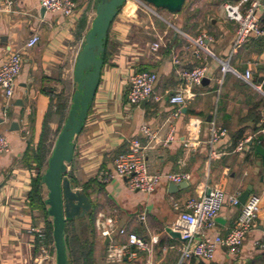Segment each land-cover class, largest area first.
I'll use <instances>...</instances> for the list:
<instances>
[{
    "label": "crops",
    "instance_id": "crops-1",
    "mask_svg": "<svg viewBox=\"0 0 264 264\" xmlns=\"http://www.w3.org/2000/svg\"><path fill=\"white\" fill-rule=\"evenodd\" d=\"M74 1V20L50 12L42 14L39 0H14L10 12L0 13V66L12 53L23 54L15 95L8 102L0 90V133L11 145L10 151L0 156V264H51L46 261L52 258L54 248V242L48 240L52 218L31 209L29 193L33 180L47 166L39 171L34 157L45 126L52 153L56 135L67 121L77 89L76 61L97 13L98 0ZM238 1L193 0L188 11L163 14L162 22L149 17L144 25L137 2L127 0L111 25L101 83L86 124L75 137L74 158L65 175L73 182V190L85 191L90 197L95 229L103 213L116 220L118 229L137 234L151 246L149 251L139 252L136 260L119 264H177L182 243L172 235V226L188 200L215 185L228 197L239 198L251 189L249 197H259L261 211L238 257L220 247L211 262L202 263L264 264V248L258 245L264 242V38L252 37L244 47L235 49L237 24L226 19L223 4ZM199 4L201 12H194ZM260 18L264 23V11ZM200 34L211 39L208 47L219 59L230 60L232 71L222 75L221 64L208 58L206 80L191 87L194 99L173 120L171 114L178 107L165 98L184 92L179 69L200 64L185 50L188 39ZM34 35H39L40 41L28 49L25 46ZM154 43L161 44L156 52L152 50ZM247 70L252 72L251 84L241 77ZM141 71L157 75L155 94L164 100L139 107L128 103L129 79ZM220 78L223 84L218 82ZM214 122L225 128L228 136L211 145L209 128ZM143 125L156 136L145 150L149 171L186 173L189 184L179 192L171 193L166 180L151 195L131 191L126 179L101 181L103 173L114 171L115 159L132 141L148 145L141 132ZM172 135L173 140L163 144ZM243 141L246 143L239 151L237 146ZM45 192L44 186L47 199ZM241 212V205L227 202L217 227L206 235L226 236ZM88 219H73L67 230L82 243L94 242L95 264H106L109 243H125L126 239L115 233L105 245L107 239L98 229L94 236L90 233ZM35 226L46 232L44 241L29 233Z\"/></svg>",
    "mask_w": 264,
    "mask_h": 264
},
{
    "label": "built area",
    "instance_id": "built-area-1",
    "mask_svg": "<svg viewBox=\"0 0 264 264\" xmlns=\"http://www.w3.org/2000/svg\"><path fill=\"white\" fill-rule=\"evenodd\" d=\"M40 7L53 14H60L67 19H75L76 3L74 0H39ZM14 5V0H0V13L10 12ZM226 19L237 24L235 35V49H240L249 43L250 38H264V23L260 18V13L264 11L262 0H239L236 3L226 2L223 4ZM40 41L39 35H34L27 42L28 49L37 45ZM211 39L206 34H200L194 40L188 39L185 50L191 52L200 61V64L193 69H179L178 76L185 84L184 92L167 96L171 105L178 109L173 111L171 117L179 118L181 108L195 95L191 92V87L201 85L207 78L208 58L215 59L221 64L220 73L225 75L232 71L230 60L219 59L209 47ZM161 44L154 43L152 50L158 51ZM23 64V54L20 52L12 53L0 66V90L9 102L16 91V80L21 74ZM248 84L252 83V72L247 70L241 76ZM130 87L126 94V100L131 106L139 107L144 102L164 100L162 96L155 94L157 75L149 71H141L133 74L130 79ZM223 84V79L218 81ZM264 115V114H263ZM264 126V116L262 119ZM143 132L149 142L146 146L134 140L125 153L120 154L114 161V171H107L101 176L103 183H108L114 179H126L128 188L134 192L153 194L163 180L173 184H180L189 179L186 173H151L148 168L145 150L156 141V136L148 125H143ZM228 131L212 123L209 128L211 145H215L221 139L228 136ZM173 140V135L163 142L167 145ZM246 141L240 142L237 149L241 151ZM10 141L0 133V156L10 151ZM259 197L251 196L244 204H241L238 196L228 197L226 191L219 185L206 187L197 197L188 200L181 209L178 218L173 224V231L180 235L181 255L177 264H188L192 261L211 262L220 247H225L230 255L238 257L244 246L246 237L256 228V221L260 215ZM232 206L241 205L242 212L234 222L233 227L226 236L217 235L211 238L206 235V231L213 230L217 226V219L226 203ZM96 229L101 232L103 239H111L112 235H119L126 239L125 243H109V251L106 256V264H119L124 261L136 260L139 252L150 250V245L137 234L125 229L116 227V220L113 217L99 214L96 220ZM31 235H37L41 240L46 239V232L38 227L28 229ZM157 242V241H156ZM259 247L264 248V242L258 243Z\"/></svg>",
    "mask_w": 264,
    "mask_h": 264
},
{
    "label": "water",
    "instance_id": "water-1",
    "mask_svg": "<svg viewBox=\"0 0 264 264\" xmlns=\"http://www.w3.org/2000/svg\"><path fill=\"white\" fill-rule=\"evenodd\" d=\"M135 1L153 10L161 9L176 15L183 11L187 0ZM126 2L127 0H98L96 17L76 61L74 81L77 83V89L72 97L73 102L67 121L57 137L48 166L43 174V183L48 194L46 199L47 212L52 218L53 224V240L56 249V262L54 264H68L65 244L67 222L75 218L87 217L92 209L90 197L83 191L73 190V182L66 177L65 173L68 164L74 158L75 137L82 132L86 124L89 110L94 103L95 95L101 83V75L105 65L103 59L106 50L105 42L111 25L118 16L120 8ZM45 13L46 10L42 8V14ZM14 126L16 127L15 124H13V128ZM188 184V181L180 184L170 183L169 191L177 193ZM251 192L249 189L239 197L241 204L247 201ZM172 235L180 238L177 232H172ZM108 241L109 238L105 245H108Z\"/></svg>",
    "mask_w": 264,
    "mask_h": 264
},
{
    "label": "trees",
    "instance_id": "trees-1",
    "mask_svg": "<svg viewBox=\"0 0 264 264\" xmlns=\"http://www.w3.org/2000/svg\"><path fill=\"white\" fill-rule=\"evenodd\" d=\"M123 7V6H122ZM122 7L119 10L118 15L121 13ZM186 7V6H185ZM108 38V37H107ZM107 42V40H106ZM105 42V45H106ZM107 52V45L106 50L103 54V59L105 62ZM48 139H47V129L45 126V130L41 136V142L39 143L38 147L36 148L34 152L35 162L37 164V167L39 171H44V167L49 163V160L51 157V150L48 146ZM45 172V171H44ZM43 174L39 172L37 177L33 180L32 189L30 191V207L32 210L37 209L45 213L46 217H50L47 212V205H46V199L45 194H43ZM85 193V191H83ZM95 211L92 209L89 215L87 216L88 219V229L90 230V233L95 234ZM73 220V219H72ZM71 221H68L65 227V244L67 248L68 253V264H95L94 260V248L93 243H88V240L86 242H80L75 239V237L69 235V232L67 230L68 224H70ZM49 234H48V240H50L52 243L53 240V224L51 223L48 228ZM108 248V247H107ZM201 264H204L201 262Z\"/></svg>",
    "mask_w": 264,
    "mask_h": 264
},
{
    "label": "rangeland",
    "instance_id": "rangeland-1",
    "mask_svg": "<svg viewBox=\"0 0 264 264\" xmlns=\"http://www.w3.org/2000/svg\"><path fill=\"white\" fill-rule=\"evenodd\" d=\"M192 1L193 0H187L186 1V7L187 8H184L183 9V11L184 10H186V11H188L190 8H191V3H192ZM126 4H124V6H125ZM136 5L140 8L139 9V13H140V15H141V17H142V19H143V24L144 25H146L147 23H148V19H149V17H151V18H153L154 19V21H156V22H162V19H163V14H166L167 16H171V15H169V13L167 12V11H165V10H161V9H157V10H153V9H151V8H149V7H146L145 5H143L142 3H136ZM202 7H201V5L199 4V5H197V9L194 11V12H201V9ZM182 11V12H183ZM185 11V12H186ZM181 12V13H182ZM147 35V34H146ZM145 36V35H144ZM148 36V35H147ZM149 37V36H148ZM58 137V134L56 135V139H58L57 138ZM51 145V144H50ZM50 156H51V154H50ZM46 168H47V166L45 167V170H46ZM46 192H47V190H46ZM45 192V193H46ZM51 256H52V258L49 260H47L46 261V263L47 262H50L51 264H54L55 262H56V249H55V247L54 248H52V253H51Z\"/></svg>",
    "mask_w": 264,
    "mask_h": 264
}]
</instances>
